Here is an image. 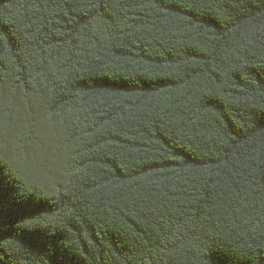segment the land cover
Segmentation results:
<instances>
[{"label": "trees", "instance_id": "1", "mask_svg": "<svg viewBox=\"0 0 264 264\" xmlns=\"http://www.w3.org/2000/svg\"><path fill=\"white\" fill-rule=\"evenodd\" d=\"M0 264H264V0H0Z\"/></svg>", "mask_w": 264, "mask_h": 264}]
</instances>
